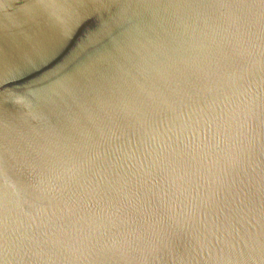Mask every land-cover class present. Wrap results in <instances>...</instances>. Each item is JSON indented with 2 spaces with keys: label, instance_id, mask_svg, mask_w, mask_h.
<instances>
[{
  "label": "water",
  "instance_id": "obj_1",
  "mask_svg": "<svg viewBox=\"0 0 264 264\" xmlns=\"http://www.w3.org/2000/svg\"><path fill=\"white\" fill-rule=\"evenodd\" d=\"M0 264H264V0H0Z\"/></svg>",
  "mask_w": 264,
  "mask_h": 264
}]
</instances>
